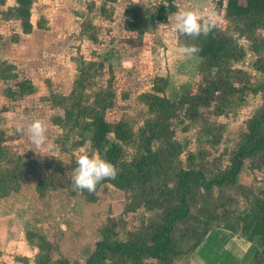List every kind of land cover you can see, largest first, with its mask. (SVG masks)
<instances>
[{
  "label": "rangeland",
  "instance_id": "374dc122",
  "mask_svg": "<svg viewBox=\"0 0 264 264\" xmlns=\"http://www.w3.org/2000/svg\"><path fill=\"white\" fill-rule=\"evenodd\" d=\"M31 1L33 27L28 33L21 30L17 19L4 14L14 0L0 4V132L10 149L41 164L49 163L45 172L57 164L71 166L83 152L105 158V147L93 148L88 141L72 150H61L56 139L62 131L52 120L63 110L52 105L50 92L67 94L78 68L92 64L89 67L95 87L110 80L114 89L113 103L105 111L106 120H125L134 135L155 113L143 100V94L161 86L158 94L173 102L165 128L159 129L160 136L150 142L152 152L160 155L161 170L155 179L165 183V191L174 187L178 166L201 165L206 176L230 166L249 121L264 106L259 86L262 76L254 68L256 53L251 48L255 34L264 35V30L241 31V23L226 13V0H172L175 9L167 12L166 22L154 18L159 3H168L165 0ZM132 2L142 4L143 34L124 28L123 9ZM181 9L196 10L205 18L214 12L216 25L244 50L240 59L230 63L228 82L234 90L225 96V103L216 97L207 104L188 99L198 93L201 74L199 57H184L179 52L174 16ZM22 79L31 80V93L7 96L4 90H15L16 82ZM33 119L45 122L50 146L37 148L26 132L16 130L18 124ZM108 138L115 141L112 133ZM137 153L135 146L123 145L120 161H130ZM66 168L67 176L72 177L75 169ZM237 177L235 183L213 186L204 195L201 190L193 192L190 216L173 232L178 253L172 255L171 264H194L188 252L195 239L191 229L197 228L195 233H200L212 208L220 215L211 219L213 224L222 227L229 223L237 228L238 242L247 237L257 250L264 248V225L258 218L246 234L240 232L244 223L241 217L251 212L255 199H264V149L243 159ZM35 183L36 178L31 177L20 191L0 198V224L8 227L0 264H35L37 239H28V232L40 233L49 240L54 260L84 262L107 224H113L116 237L125 239L129 232L146 229L163 214V208L153 205V200L148 203L135 189L123 190L108 184L96 190L95 201H89L79 192L70 194L63 188H47L40 196ZM149 261L155 259L143 260L144 264Z\"/></svg>",
  "mask_w": 264,
  "mask_h": 264
},
{
  "label": "trees",
  "instance_id": "16d2710c",
  "mask_svg": "<svg viewBox=\"0 0 264 264\" xmlns=\"http://www.w3.org/2000/svg\"><path fill=\"white\" fill-rule=\"evenodd\" d=\"M165 1L168 3H159V8L154 15V18L161 22H166L167 12L175 9L172 0ZM4 2L5 0H0V4ZM31 3V0H14V5L8 7L4 13L17 19L24 33L30 32L33 27L30 21ZM225 10L228 17L241 23V31L253 32L259 28L264 30V0H226ZM142 15L143 8L140 2L125 5L124 28L143 34L140 24ZM183 44H194L199 48L196 55L199 57L198 70L201 74V82L198 93L189 95L188 99L196 98L197 101L207 104L216 97L219 98L220 103H225L224 100L227 99L225 96L234 90L228 82L230 63L244 55L243 48L238 47L234 37L218 25H215L207 35L195 38L178 33V45ZM251 48L256 53L253 65L262 76L259 86L262 87L264 96V35L255 34ZM90 65L92 64L78 68V73L67 94L50 92L52 105L63 110V114H57L52 118L62 131L56 142L61 150L68 149L66 147L72 150L85 141H88L93 148L105 147V158L117 168L115 179L100 181L92 192L78 190L75 185L71 186L72 177L67 176L65 170L66 167L76 169V162L71 166L57 164L51 170L48 169L49 172H45L44 169L50 166L49 163L41 164L13 151L5 144V138L0 132V198L11 192L20 191L31 177L36 178L35 190L40 196L45 194L47 188H63L70 194L79 192L87 200L95 201L96 190L104 189L108 184L123 190L135 189L141 197L148 199L146 200L148 203L153 200V205L163 208L159 221L153 222L146 229L129 232L125 239L116 237L113 224H107L84 262L68 258L54 260L51 256L52 245L49 240L40 233L28 232V239L31 240L34 237L37 239L35 264H144L145 258L155 259L147 264H171L172 255L178 253L173 232L178 223L189 218L193 192L201 190L200 193L204 195L211 191L213 186L235 183L243 159L264 149V106L261 112L249 121L247 133L233 153L228 168L206 176L201 165L195 167L188 163L185 167L178 166L174 187L165 191V183H160L161 179H155L161 170L160 155L152 152L150 142L153 137L160 136L159 129L165 128V120L170 114L173 102L158 94L162 91L161 86H157L154 92L143 94V100L155 113L153 117L146 120L140 133L134 135L132 127L125 120L113 123L106 120L105 111L113 103L114 89L110 80L105 85L95 87L94 73ZM16 87L15 90L6 88L4 90L6 95L14 97L29 94L33 84L29 79H22L16 82ZM217 91L218 94L215 93ZM191 107L195 109L194 104H191ZM109 133L113 134L115 141L109 140ZM123 145H133L137 148L138 153L130 161H120ZM188 156L190 160L193 159V155ZM254 202L251 212L245 213L240 219L244 222L240 225L242 234L250 230L257 218L264 225V199L257 198ZM212 209V214L205 218L204 228H201L200 233H195L197 228L191 229V235L195 239L188 248L189 253H192L212 227L220 226L211 222L213 217H220L215 213V208ZM222 227L237 231V228L229 223H225ZM248 264H264V248L256 249Z\"/></svg>",
  "mask_w": 264,
  "mask_h": 264
},
{
  "label": "clouds",
  "instance_id": "9594fccd",
  "mask_svg": "<svg viewBox=\"0 0 264 264\" xmlns=\"http://www.w3.org/2000/svg\"><path fill=\"white\" fill-rule=\"evenodd\" d=\"M215 25L214 12H210L205 18L196 10L181 9L174 16L175 31L194 38L207 35ZM179 52L184 57H191L199 52V48L194 44H183L179 47ZM16 130L26 132L31 144L37 148L51 145V141L47 136V126L41 119H33L23 125L18 124ZM76 165L75 173L71 179L78 190L92 192L100 181L115 179L117 175L114 164L100 155L92 156L87 152H83L78 156Z\"/></svg>",
  "mask_w": 264,
  "mask_h": 264
},
{
  "label": "crops",
  "instance_id": "0c3cea01",
  "mask_svg": "<svg viewBox=\"0 0 264 264\" xmlns=\"http://www.w3.org/2000/svg\"><path fill=\"white\" fill-rule=\"evenodd\" d=\"M238 231L221 226L212 227L190 256L194 264H248L256 248L247 237L236 240ZM8 227L0 224V250L6 244ZM245 246V247H244ZM254 247V248H253ZM252 248V249H251ZM248 249H251L249 251ZM249 251V255H247Z\"/></svg>",
  "mask_w": 264,
  "mask_h": 264
}]
</instances>
